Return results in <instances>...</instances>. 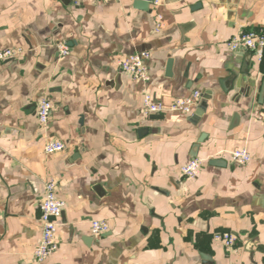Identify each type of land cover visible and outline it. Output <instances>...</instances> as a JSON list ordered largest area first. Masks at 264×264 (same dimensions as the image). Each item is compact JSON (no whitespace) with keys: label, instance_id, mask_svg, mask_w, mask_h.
Here are the masks:
<instances>
[{"label":"crops","instance_id":"1","mask_svg":"<svg viewBox=\"0 0 264 264\" xmlns=\"http://www.w3.org/2000/svg\"><path fill=\"white\" fill-rule=\"evenodd\" d=\"M136 1L0 0V50L20 51L0 62V264H264V51L227 46L264 33V0ZM139 51L157 100L201 93L192 114H143V84L114 63ZM49 140L66 148L47 154ZM241 148L250 161L232 163ZM193 157L199 174L181 178ZM49 179L58 246L35 262Z\"/></svg>","mask_w":264,"mask_h":264},{"label":"built area","instance_id":"2","mask_svg":"<svg viewBox=\"0 0 264 264\" xmlns=\"http://www.w3.org/2000/svg\"><path fill=\"white\" fill-rule=\"evenodd\" d=\"M106 1V0H91ZM156 1V0H155ZM161 16L155 18V30L160 29ZM227 46L231 50L244 49L250 51L257 60H262L264 51V33L262 31H245L236 37L227 41ZM57 52L61 55L69 53V47L63 42L56 44ZM20 53L17 49L0 50V62L14 57ZM149 58L147 51L135 52L130 56H118L114 63L118 71L127 74L133 80H137L143 84L142 88V106L141 110L145 115H163L168 111L179 112L184 115H190L197 106L201 93L198 90L192 91L189 95L175 98L170 104L165 105L157 100L150 91L145 87L150 79L147 65L145 61ZM52 104L47 97L39 100L36 108V117L41 125H45L51 115ZM66 148L65 143L59 140H49L44 151L47 154L63 151ZM251 159V155L246 148L236 149L230 152V160L237 165L247 164ZM201 159L198 157L191 158L186 164L179 168L181 178L192 179L200 172ZM57 185L53 179H49L44 184L42 199L38 204L39 221L41 225V235L39 241L33 251V259L35 262H42L55 252L58 246L57 229L58 218L61 214L64 202L57 197ZM109 226L106 222L100 220L90 221V230L93 235L106 233ZM213 238L221 242L227 250H233L237 237L231 232H216Z\"/></svg>","mask_w":264,"mask_h":264},{"label":"water","instance_id":"3","mask_svg":"<svg viewBox=\"0 0 264 264\" xmlns=\"http://www.w3.org/2000/svg\"><path fill=\"white\" fill-rule=\"evenodd\" d=\"M145 3H146V0H144V1L138 0V1H136V6H137V8L145 9Z\"/></svg>","mask_w":264,"mask_h":264}]
</instances>
